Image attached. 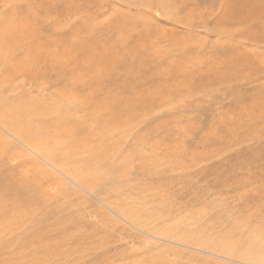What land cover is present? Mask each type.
<instances>
[{"label":"rangeland","instance_id":"rangeland-1","mask_svg":"<svg viewBox=\"0 0 264 264\" xmlns=\"http://www.w3.org/2000/svg\"><path fill=\"white\" fill-rule=\"evenodd\" d=\"M52 1L58 2L56 8L49 12H41L40 23L44 27L43 39L47 37L51 29H53L52 32L54 29L57 30V33L54 34L53 40H50L51 44L45 46V50H41V52L54 53L55 56L62 54L64 56H59L62 61H55V65L47 67V63L44 62V58L40 54V57L35 60L36 69L33 66V69L21 71L16 67L21 73L9 74L5 83H1L5 96L9 97L11 101L15 99L17 102H13L20 106L24 102L27 103L25 98H18L23 92H29L32 98L35 100L40 98V101H42L41 96L45 95L44 98H47V102L53 100V96L56 95H60L58 96L60 99L65 96L69 100L75 99L77 103L83 98H87L89 86L84 88L74 85L66 89L54 82L58 73L64 74L69 79L73 71L75 74L77 73L74 70L75 67L82 71L89 64V59H84V61L79 58L70 59L62 51L63 47L67 48V43L72 40L69 31L83 22L81 18L87 20V26L98 24L101 28L108 27L111 23L108 17L114 10H121L132 15L142 16L145 23L148 24V28L142 29L144 32L148 31L147 36L142 37L139 34L141 28L133 24V20H127L121 27L110 30L109 38L105 36L100 38L99 44L103 50L99 51H106L107 53L103 56L107 58V55L111 56L112 50L118 46L120 49L117 34L127 42L123 43L122 47L133 43L138 47L134 54L135 59H133L134 56L123 54L119 57L122 59L120 61L127 63L119 70L121 71L119 80L130 75L127 82L129 92L124 93L134 97L130 99L132 100V103L129 104L131 106L128 105L130 110L129 113L125 112V116L130 119L128 121L133 122L131 123L133 129H129L132 133L129 130L121 129L120 132L115 133L114 138L111 136L116 149L114 159L118 167V175L112 174L109 176V180H104L103 188L90 189L76 177L74 178L71 168L64 167L66 164L64 161H67L69 166H74V164L77 166V162L79 164L80 161L78 159L71 162L74 156L67 152L66 148L59 150L62 153L59 156L69 158H65L63 161H52L39 151L38 153L30 152L28 141L22 138V135L18 134L21 136L19 137L3 124L4 127L0 125L3 127H0V132L4 136L7 135L8 142L10 141L12 144L15 142L17 145L16 148L7 150L6 157H4L5 167L8 165L9 170L21 171L22 174L25 169L24 162H27L30 169L28 185L33 187V195L30 196V201L28 200L33 205L26 208L29 211L25 215L22 214L24 219L20 217L18 208H14L12 203L16 192L9 193V191L14 187L13 184L5 187L11 198L7 197L4 200L5 207H0V264H105L104 261H111L112 258H115L114 264H147L152 257L158 256V254L159 257L169 258L170 263L173 261L171 264H197L199 256L210 258L209 255L196 250V241L210 240L211 238L213 232L210 229V224L215 215L211 207L214 205L212 203L219 201V203L230 207L223 206L224 209L226 208V213L231 209H237L234 206L237 201L236 193L233 192L227 177L230 149H227L226 145L230 129L242 122L239 119L241 107L235 105V98L243 91L252 92L258 89L260 82H264L263 78L259 79L258 75L252 74L253 81L247 83L243 79L244 69L240 58L241 52L256 56L264 54V33L259 29L260 23H264V0H259L260 3L257 2L258 0H222L215 6H212L214 0H190V10L196 11V14L183 12L182 5L178 7L172 5L173 12L180 9L173 17L176 19L175 22L162 14V8L158 1L170 4L177 0H97L103 7L101 14L95 7L82 9L84 11L78 10L72 14L70 3L83 0H64L65 3L61 0ZM228 7L229 9H226ZM208 13H211V17L205 19ZM90 15L97 19L91 20ZM222 15H224V21L219 20L218 22V17ZM231 15L239 21L236 26H230ZM190 19L196 21L195 27L191 30L186 26V21ZM94 20L96 22H93ZM182 20H184L183 24ZM206 20L208 23L205 25ZM59 25H63V28L57 27ZM128 29H132V31L123 37L120 32L126 33ZM189 31L194 36L204 37L210 42L219 38L226 41L228 37L224 46L229 50L228 55L233 56L232 71L220 72L216 76V73L205 70V73L199 76L194 73L190 79L184 78L182 74L177 76L173 73L160 74L157 65H154L153 57H156L160 62L158 64H161L163 61H167L166 59L172 60L179 55L178 49H171V37H163V35L168 33L175 35L178 40L184 38L192 45L196 44L197 38L190 37ZM249 33L254 34L252 39L247 38ZM52 43H56L58 46H54ZM188 47L185 48L186 52L189 51ZM217 48L216 55L224 56L223 50L221 51L222 47ZM236 49L241 51L232 53ZM150 50L151 52H149ZM153 52L159 55L150 54ZM166 54H168L167 57ZM97 57L100 59L99 56ZM136 61H141L142 64H137ZM92 63H96L97 67L101 65L95 58L91 60ZM126 68L139 69L131 70L128 73ZM79 73L86 80L84 85H89L88 75ZM0 77L1 82L2 72H0ZM216 77L219 78L216 79ZM106 82L103 86L105 94L112 90V85ZM14 86L16 88L11 92L10 89ZM135 99H140V102L137 100L139 103L134 104ZM233 118L237 122L230 126L228 122ZM76 138L77 142L80 140L81 142L76 145L75 150L78 153L74 155L84 154L87 150L86 148L84 150L87 140L85 141L81 135ZM12 139L14 141H11ZM91 144L93 145L95 142H91ZM32 148L34 149L33 146ZM240 148L244 147L240 146ZM131 149L143 152L148 158L147 163H143L138 155L137 157L130 155L131 159H129ZM153 150V156L156 158L153 159L156 161L149 159ZM234 150L240 151L238 147ZM167 152L170 153L171 161L163 160L165 155L169 154ZM86 156L88 155L86 154ZM245 159L246 166L243 165V168L248 169L252 160L248 156ZM36 164L40 168L35 169ZM43 168L45 169L42 170ZM91 172L94 171L85 169L84 175L88 179L98 176ZM256 172L259 171L255 170ZM113 176H117L119 179ZM258 177L260 181L255 186V191L259 192L257 198L242 208L245 214V225L247 224L243 231L245 237H249L250 241L252 238L256 239L251 241L252 245H248L241 249L243 252L240 250L238 253L239 257L241 253L245 257L250 254L252 259L248 258L249 260H243V263H240L231 261L229 258L223 259L222 257L223 260H219L212 256L220 262L264 264V236L262 235L264 230V171L258 174ZM112 178L116 181L112 182ZM110 180L111 182H109ZM217 181H220L221 184H215ZM201 211H204L206 215L195 222V217ZM256 211L261 213L255 214ZM124 214L131 216V220L141 223L139 225L141 227L132 224L128 221L129 219L125 220L122 216ZM236 216H233L232 219H236ZM201 228L206 229L202 230ZM65 230H68L67 234L64 233ZM70 231L72 234L77 232L74 235L75 239L71 233H68ZM69 234L72 241L69 239ZM56 244L58 246L54 250L51 249ZM69 247L75 250L70 253L71 258L64 256L70 252ZM67 250L68 252L65 253ZM173 251L176 252L174 256H178L177 259L173 257ZM177 253L179 254L177 255ZM140 259H144L143 263H140L142 262ZM253 259H257L261 263L253 262Z\"/></svg>","mask_w":264,"mask_h":264},{"label":"bare ground","instance_id":"bare-ground-1","mask_svg":"<svg viewBox=\"0 0 264 264\" xmlns=\"http://www.w3.org/2000/svg\"><path fill=\"white\" fill-rule=\"evenodd\" d=\"M61 1L65 3L64 0ZM220 1L222 0H214L212 6L219 4ZM158 2L160 3V7L162 8V12H163L162 14L167 18L173 19L174 22L176 21V19H174L173 17L176 14V12L179 11L180 9L173 12L172 5L176 7L182 5L183 12L196 14V11L194 12L190 10L191 8L190 0H177L170 4L169 3L164 4L162 1H158ZM257 2L260 3L259 0ZM57 3L58 2H53L52 0H0V72H2V81L0 82V125L3 124L7 129L11 130L16 135L18 134L22 135V138L28 141V143L27 142L26 143L28 145V149H30V152L32 151L38 153L39 151L47 158L52 159V161L53 160L63 161L65 160V158H69L66 156H59L62 155L61 151L59 150H64L66 148L67 152H70L74 156L73 157L74 159H71V162H74L75 160L78 159L80 161L79 164L77 162V166L76 164H74V166H69L67 164V161H64L66 163L64 167H66V169L71 168L74 178L76 177L78 181L83 182L86 187L90 189H100L104 185L103 184L104 180L110 179L109 177L110 175L112 174L118 175V171H117L118 167L114 159L116 157L115 156L116 149L114 147L112 137L114 138L115 133L121 129H125L127 131L130 128L133 129L132 128L133 124L131 125V123L133 122L128 121L130 119L128 118V116H125V112L129 113L130 110L129 106L131 105L129 104L132 103V100L130 99H133L134 97L131 95L128 96L129 95L128 93H124L128 91L127 82L129 80L128 78L130 75H126L123 80L121 79L119 80V76L121 72L119 71L120 68L127 65V63L120 61L122 59H120L119 57L121 54L134 56V54L137 52L138 49L137 45H134L135 43H133L132 45L129 44L124 45V47H122V44L127 42L124 38L118 37L117 34L118 42L120 43V49L118 48L119 47L118 46L115 50H112L111 56L107 55L106 58L103 55H105L107 52L99 51V50H103V47H101L99 44L100 38L104 36L106 38H109L110 30H115L116 28L121 27L122 25L125 24L124 22L127 20H133V24L138 25L139 26L138 28H141L139 34L142 37H146L148 31L144 32L142 31V29L148 28V24L145 23L142 16L132 15L121 10L113 11L111 16L108 17V19L111 21L110 26L105 28H101V26H99L98 24H93L94 26L92 25L87 26V20L81 18L83 22H80V24H78L79 26L70 29L69 32L71 33L70 37L72 40L67 43L68 44L67 48L63 47L62 51L70 59L79 58L81 61H84V59H89V64H87L84 70L82 71L79 70V68L75 67L74 70L77 71V73L75 74V72L73 71L71 78L69 79H67L64 74L58 73L57 79L54 82L61 85L62 88H66V89L69 86H74V85H80L84 88H86V86H89L90 89H88V93H87L88 97L83 98L80 102L77 103L75 99L69 100L68 97L66 96L63 97L62 95L61 96L63 98L60 99L58 98V96L60 95L58 96L56 95L53 96L54 98L53 100H49L47 102L46 101L47 98H44L45 95L41 96L42 101H40L41 100L40 98L38 99L36 98L37 100L32 98L29 92H25V93L23 92L18 96V98L20 99L25 98V101L27 103L24 102L20 106L13 102V101L17 102L15 99L11 101L9 97L7 98L5 96L4 89L1 88L2 87L1 83L2 84L5 83L6 81L5 79L9 74H14V72H17V74L21 73L16 69V67L19 68L21 71L29 70L33 66L36 69L37 63L35 60H37V58L40 57V54L43 56L44 62L47 63V67H52L53 65H55V61L57 62H59L60 60L62 61V58L59 57L62 54H58L57 56H55L54 53L49 54L48 52H41V50H45L44 48L45 46H49L51 44L50 40H53L54 34L57 33L56 32L57 30L54 29V31L52 32L53 29H51L48 32L47 37L43 39L44 27L40 23V13L49 12L51 9H55ZM70 5H71L72 14L76 13L78 10H82V9L86 10L90 7L97 8L99 13L101 14L103 9V7L100 6L97 0H83L76 2L72 1ZM226 9H229V7ZM50 16L51 15L49 14L48 17L50 18ZM117 17H119L118 20ZM210 17H211V13H208L205 19ZM90 18L92 20L95 17L91 16ZM231 19L232 21L230 26H236L239 21L236 19V17L232 15H231ZM219 20L224 21V15L218 17L217 21L219 22ZM93 22L96 21L94 20ZM183 22L184 20L181 21L182 24ZM207 23L208 21L206 20L204 24L206 25ZM195 25H196V21L194 22L191 19L189 21H186V26L187 28H190L189 30L195 27ZM57 27L63 28V25H59ZM259 29L261 32L264 33V23H260ZM84 31L86 35L84 34ZM131 31L132 29H128L126 33H124L123 31H121L120 33H122L123 37H125V34L130 33ZM188 35L190 37L197 38L196 44L192 45L191 42H189L184 38L178 40L175 35H169L168 33L163 35V37L166 36L171 37L170 38L171 49H178L179 55L177 58H172V60L166 59L167 61H163L161 64H158L160 63L158 59L156 57H153V60L155 62L154 65H157L160 74L166 75L168 73H173L176 76L182 74L184 78L190 79L193 77L194 73H197L199 76L205 73V70H207L210 73H216V76H218V73L220 72L225 73L232 71L233 56L228 55L229 50L224 46V44L228 41V37L226 38V41L218 37L219 38L218 40L210 42L204 37L198 35L194 36L191 33V31L188 32ZM60 36L62 37V35ZM49 37L52 39H48ZM253 37H254L253 33H249L247 36V38L250 39H252ZM52 45L55 46L56 43H52ZM187 46H189L188 52H186L185 50ZM219 46L222 47L221 51L223 50L224 56L218 57L216 55L218 49L217 47ZM238 51L241 50L236 49L232 51V53ZM149 52H151V50ZM150 54L159 55L156 52ZM167 55L168 54H166V57ZM97 56H99L100 59H98ZM94 58L99 60L98 64H101L99 67H97L96 63L91 64V60H93ZM240 58L241 61L243 62L242 63V68L244 69L243 79L247 83L253 81L252 74L258 75L259 79L263 78L264 80V54L256 56L253 54H247L241 52ZM133 59H135V56L133 57ZM136 62L137 64H142L141 61H136ZM136 69L139 68H135V69L126 68L125 70L129 73L131 70H136ZM79 72L88 75L87 80L90 81L89 85H84L86 83V80L82 78L83 76L80 75ZM218 78L219 77H216V79ZM104 82L110 83L112 85V90L106 94L103 89ZM14 88H16V86L11 87L10 91L13 92ZM27 97H29V99H27ZM137 100L140 102V99ZM137 100L136 99L134 100L135 102L134 104L139 103ZM9 104H11L12 106L9 107L8 106ZM235 105L241 107L239 119L242 120V122L230 129L226 148L230 149V153H228L230 164L227 170V177L230 180L231 188L232 190H234L233 192L236 193L237 201L234 203V206L237 209H231L226 213L225 209L228 207L227 205L223 203H219V201L216 203H212L214 205H212L211 207L214 210L215 215L210 224L211 227L210 229L213 232L211 238L210 240L196 241L197 243L196 250L206 255H209L210 258H202L199 256L197 257V264H226L225 262L219 261V260H223L224 258H229L231 259V261H237L240 263H243L242 262L243 260L244 261L249 260L248 258L252 259V255L250 254L248 257H245L241 253V256L239 257L238 253H240L241 249H244L248 245H252L251 241L253 239H256V238H252L250 241L248 239L249 237H245L243 231L245 230L247 224L245 225V220H244L245 214L243 213L242 208L247 206L250 201L257 198L259 192L255 191V186L259 183L258 181H260L258 174L264 171L263 170L264 168V164H263L264 163V82H260L259 88L252 92L249 91L241 92L239 96L235 98ZM236 122L237 120L233 118L228 122V124L232 126ZM78 135H81L85 139V141L87 140L84 144L85 146L84 150L85 148L87 150L85 151L84 154L82 153L80 155H74L78 153L75 150L76 145H79V143L81 142V140L80 142H77L76 137ZM6 136H4L0 132V207L2 208L5 207L4 200L7 197H10L9 193L11 191H15L16 194L13 197L12 203L14 205V208L16 207L18 208V211L20 212V217L24 219L23 215H25L26 212L29 211L26 208L33 205L32 203H29L30 196L33 195V191H32L33 187L32 185H28L29 183L28 177L30 173L29 164L27 162H24L25 169L23 170L22 174L20 173L21 171L18 172V171L9 170L8 165L5 167L4 157H6L7 150L17 147L15 142L14 144H12L10 141L8 142L9 138H7ZM122 140L124 142V139ZM11 141L14 140L12 139ZM46 142L47 144H45ZM50 142H52V144H50ZM91 142L93 143L95 142V144L92 145ZM32 146L34 147V149L32 148ZM240 146H243L244 148H240ZM237 147L240 149L239 152H236V150H234ZM86 154L88 156H86ZM153 154H154V150L150 153L149 159L152 161H156L155 160L156 158L153 156ZM130 155L136 157L138 155L139 158L141 157V161L143 163H147L148 158H146L144 153L140 152L139 150L129 151L128 158L130 157ZM247 156L250 157L252 161L247 167L248 169H245L243 168V165L246 166L245 157ZM129 159H131V157ZM163 160L171 161L170 153L168 155H165ZM37 168L40 167L36 164L35 169ZM44 169L45 168H43L42 170ZM46 169L48 168L46 167ZM85 169L87 171H94L91 173L98 174V176L88 179L86 175H84ZM255 170L259 172L255 173ZM115 178L119 179V177L117 176ZM111 180L112 182L116 181V179L113 178ZM111 180L109 182H111ZM12 184L14 187H12L9 193H7L5 187ZM215 184H221V182L217 181ZM45 205L48 204L45 203ZM224 205L226 206L225 209L223 207ZM259 212L260 211H256L254 213L259 214ZM254 213L251 214L254 215ZM204 215H206L204 211L199 212L198 216L195 217L194 221L196 222L198 220H201L200 217ZM235 215H237L236 219H232V217ZM122 216H124L125 220L129 219L128 220L129 222H131L134 225H137L139 228L141 227L139 226L141 223L131 220L132 218L131 216L126 214ZM23 226L25 227L26 225ZM55 229L57 228L55 227ZM201 229L205 230L206 228L205 229L201 228ZM67 231L68 230H65L64 233L67 234ZM220 231L221 233L219 234ZM28 232L30 233L31 231L29 230ZM68 233L72 234L71 231ZM75 233L72 234L73 238L74 235H76ZM262 235L264 236V230L262 231ZM69 239L70 241H72L70 234H69ZM57 246L58 245L56 244L55 247L51 249L54 250ZM68 249L70 250V252L64 256L71 258L70 253H73L75 250H72V248L70 247ZM148 250L147 252H149ZM165 250L167 251V249ZM67 252L68 250L65 253ZM166 253L164 254L166 255ZM179 253H177V255ZM175 254L176 252L173 253V257L177 259L178 256H174ZM126 255L123 254V256ZM212 256L217 257L219 260L214 259ZM163 258L159 257L158 254V256L156 255L152 257L150 259V262L147 261L149 262L147 264H171L173 262L172 261L170 263L168 261L170 260L169 258L168 259L166 257ZM114 260L115 258L114 259L112 258L111 261H106V262L104 261V263L114 264ZM143 260L140 259V261L142 262L140 261L139 262L143 263ZM178 261L175 260V262L177 263ZM254 261L257 263L260 262L257 259H253V262Z\"/></svg>","mask_w":264,"mask_h":264}]
</instances>
